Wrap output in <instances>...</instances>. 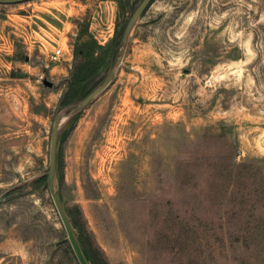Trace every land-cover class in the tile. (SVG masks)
<instances>
[{"label":"rangeland","instance_id":"obj_1","mask_svg":"<svg viewBox=\"0 0 264 264\" xmlns=\"http://www.w3.org/2000/svg\"><path fill=\"white\" fill-rule=\"evenodd\" d=\"M121 1L0 2V264H78L37 178L74 47L121 35ZM74 115L58 195L95 264H264V0H150Z\"/></svg>","mask_w":264,"mask_h":264},{"label":"water","instance_id":"obj_2","mask_svg":"<svg viewBox=\"0 0 264 264\" xmlns=\"http://www.w3.org/2000/svg\"><path fill=\"white\" fill-rule=\"evenodd\" d=\"M20 0H0V2H16ZM150 2V0H141L138 6L135 8L133 13L131 14L130 18L128 19L122 35L120 39L119 49L116 57L114 58L107 74L105 75L104 79L93 89H91L88 93H86L82 98L70 103L66 107L65 110L59 111L52 122L50 139H49V146H48V166L44 173L40 174L39 176L45 175V182L47 185V189L49 191L51 200L54 204V207L57 211L59 219L63 225V228L66 233V238L70 244V247L73 251V254L78 262V264H89L85 259L81 247L76 239V236L73 232L71 224L67 218V215L64 211L63 206L59 200L58 195V182H57V174H56V139H57V131L59 125L62 121L69 119L74 114H76L82 107H84L93 97H95L99 92H101L110 82L112 74L114 72V67L117 65L119 58L121 56L126 38L128 33L136 20V18L140 15L146 5Z\"/></svg>","mask_w":264,"mask_h":264},{"label":"trees","instance_id":"obj_3","mask_svg":"<svg viewBox=\"0 0 264 264\" xmlns=\"http://www.w3.org/2000/svg\"><path fill=\"white\" fill-rule=\"evenodd\" d=\"M122 5V1L117 0L118 13L120 12ZM80 35H83V32H81ZM121 35L115 29L112 38L106 45L98 44L96 40L89 34L86 35L85 39H82L79 43H77V45L74 47L73 54L79 58L76 60L73 66L71 77L63 93L62 103L64 106L77 100V96L85 84L95 75L96 69L104 56L108 55L110 57L109 59H112L111 62L114 60L116 55V53H114V48L119 47ZM75 118L76 115H73L68 119V121H73ZM37 179L45 180V175L39 176ZM81 250L87 262L89 264H95L90 254H88L83 248H81Z\"/></svg>","mask_w":264,"mask_h":264},{"label":"built area","instance_id":"obj_4","mask_svg":"<svg viewBox=\"0 0 264 264\" xmlns=\"http://www.w3.org/2000/svg\"><path fill=\"white\" fill-rule=\"evenodd\" d=\"M62 55V50L60 47H55L53 50L49 53V60L51 62H56L60 59V56Z\"/></svg>","mask_w":264,"mask_h":264}]
</instances>
